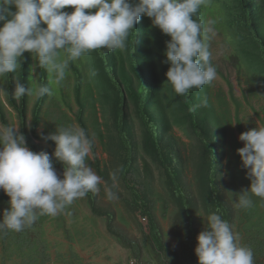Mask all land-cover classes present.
Segmentation results:
<instances>
[{"label":"trees","instance_id":"trees-1","mask_svg":"<svg viewBox=\"0 0 264 264\" xmlns=\"http://www.w3.org/2000/svg\"><path fill=\"white\" fill-rule=\"evenodd\" d=\"M65 11L72 12L74 9L68 8ZM193 18L202 20L206 24L208 21H214L213 32L223 38L224 45L228 52H231L228 56L225 54L222 61L226 60L237 71L242 93L244 90L249 92V85L245 80L248 73L252 76H257L258 71L264 74V0H206ZM43 26L46 27V25ZM209 37L211 63L216 68L217 76L225 83L228 92L216 90L212 82L205 85L208 87L205 89V97L210 102H214V99H220L222 96L224 100L222 107L226 109L227 116L232 118V113L238 116L237 112L242 110V105H237L235 111L234 108L232 109L231 105L237 101L233 86L212 60V47L215 43L211 33ZM170 39V36L163 34L158 27L152 25L150 18L142 16L135 25V29L130 31L125 50L109 51L107 48H102L90 52L80 60L70 63L66 81L69 83L70 78L74 80L72 96L77 111L73 118L77 126L85 130L92 143L93 160L86 161L90 162L106 186L112 187V180L108 174L101 171L100 162L95 156L97 149H95L94 141L96 139L90 135L86 117V113H90L91 120L95 121L96 127L102 130L104 123H101L98 117V108L102 106L106 124L113 128L119 146L122 148V154L119 155L121 160L119 168L122 169L119 172L120 181L143 217L142 220L148 224L151 244L157 251L170 255L171 264H179L178 255L163 245L149 204L140 195L141 191L133 180L135 177L130 175L128 167L137 161L136 150L141 153L145 170L148 169L150 172L151 166H154L163 173L174 199L184 212L189 234L196 246L198 234L194 229V210L197 207L192 196L186 194L181 180V170L186 166L198 170L195 180L200 196L197 198L203 201L208 213H217L230 226L231 213L225 200L229 189L226 183L229 182L232 185L233 179H236L238 175L236 180H239L240 174L235 175L236 171H232L235 157L228 154L227 132L221 125L214 124L215 121H224V119L216 113L213 117L205 115L203 107L199 106L203 88H193L187 95L178 96L171 86L166 84V73L170 65L165 63V52L166 44ZM21 59L22 68L15 73L0 76V90L3 89L5 103L16 112L20 127L19 134L25 136L30 150L46 151L52 157L53 168L64 173L66 166L59 167L63 163L54 160L52 154L56 147L55 143L51 140L45 142L41 136L55 133L56 128L62 127V124L65 127L73 124L71 115L64 112L65 109L73 111L69 84L61 86L63 102L56 96L45 95L36 98L28 127L30 97L25 95L17 100L12 93L16 82L23 83L26 87L30 86V69L37 62L31 53H25ZM244 65L247 66V72ZM36 75L35 83L48 84L46 70L37 68ZM255 92H258L260 96L262 94L259 88L255 89ZM5 103L0 95V124L12 127L6 115ZM52 116L55 118L53 119ZM56 117L61 122L56 121ZM257 121L260 127L264 126V111L258 112ZM42 126L44 131L38 134ZM239 128L238 136L246 132ZM176 130L188 141L178 137ZM221 130L224 133L222 141L219 136ZM99 136L102 137V131ZM233 137L236 150L242 148L244 143L238 140L236 135ZM34 141L43 143L47 147L37 148ZM189 147L195 155L191 153ZM129 157L132 158L129 159ZM180 165L183 167L181 168ZM238 168H241L242 174L247 172L240 166ZM228 169H230L229 174ZM250 184L251 181L248 179L249 187ZM91 196L85 197L94 208L95 198L92 193ZM9 200L10 197L0 190V203L9 205ZM107 218L109 223L114 220L112 215H107Z\"/></svg>","mask_w":264,"mask_h":264},{"label":"clouds","instance_id":"clouds-1","mask_svg":"<svg viewBox=\"0 0 264 264\" xmlns=\"http://www.w3.org/2000/svg\"><path fill=\"white\" fill-rule=\"evenodd\" d=\"M205 3L206 0H0V76L22 68L21 58L31 53L37 63L30 72L46 70L48 84L26 87L16 82L12 96L17 100L25 95L50 97L52 86L66 79L71 62L97 49L125 50L130 31L142 16H147L154 27L171 38L165 52V63L170 65L166 84L176 95H187L193 88L211 84L217 76L209 44L214 21L206 24L193 18ZM68 8L74 11H65ZM33 80L30 75L29 81ZM199 106L207 107V98ZM41 139L55 143L53 155L66 165L63 179L58 177L46 151L30 150L17 129L0 126V190L10 197L0 230L21 232L40 216H56L88 192L99 191L102 178L86 163L92 143L83 128L75 124L59 127ZM239 140L244 146L237 154L251 184L242 194H234L235 206L249 208L253 205L249 193L264 199V126L242 133ZM121 170L110 173L113 187ZM105 194L109 200L118 198L112 187H106ZM197 241L198 264H254L252 249L241 245L238 234L215 212L207 216V227Z\"/></svg>","mask_w":264,"mask_h":264},{"label":"rangeland","instance_id":"rangeland-1","mask_svg":"<svg viewBox=\"0 0 264 264\" xmlns=\"http://www.w3.org/2000/svg\"><path fill=\"white\" fill-rule=\"evenodd\" d=\"M211 37L213 43H215L212 47V60L232 84L234 96L238 101L231 105L232 109L234 108L235 111L237 105H242V110L237 112L238 116L232 113V118H229L226 109L222 107L224 100L220 96V99H214L215 103L210 102L207 98L208 106L203 107V111L209 117H213L216 113L224 119V121H215L214 124L221 125L227 132L228 154L235 157L232 171H236L235 175H237L236 173L240 174L239 180H236L237 175V178L233 179L232 185L225 180L229 188L226 192L228 197L225 196V200L231 213V229L235 234H238L241 245L252 249L254 264H264V199L249 193L253 201L252 207L238 208L235 206L237 197L234 194H242L243 190L250 189V187L248 186L246 172L242 174L240 172L241 168H238L240 166L245 171L241 158L237 154L238 149L236 150L233 137V135H236L239 140L237 134V131H240L239 127L244 131L255 128L253 125L255 126L256 123L260 127L257 114L264 111V74H260V71L257 72V76L248 73L245 80L249 85V92L244 90L242 93L237 71L226 60L222 61V57L225 54L228 56L231 52H228L222 37L215 32L211 33ZM244 68L247 72L246 65H244ZM254 70L256 69L254 68ZM31 75L34 80L30 82V86L37 81L36 71ZM67 77L68 74L66 79ZM66 79L61 85L52 86V97L56 96L61 102H63L61 92L63 84L64 86L69 84L70 94L73 95L74 80L70 78L69 83H67ZM1 82H3L2 79ZM213 82L216 90L220 89L226 93L228 92L225 83L219 76ZM258 88L262 93L261 96L258 92H255V89L258 90ZM205 89H208V87H203L201 100L206 98ZM0 95L5 103L3 89L0 90ZM35 100L36 97H30L27 116L28 127L31 123V112ZM71 105L73 111L65 109L64 112L71 115V119L74 121L73 124L77 125L73 118L77 111L73 96L71 97ZM102 108V106L98 108L99 120L104 123L102 130L96 127L95 121L91 120L90 113H86V117L90 135L96 139L94 141L95 149H97L95 156L100 162L101 171L110 177V173L118 169L121 164L119 155L122 154V148L119 146L113 128L106 124V116L103 111L104 108ZM5 110L10 125L20 132L16 112L6 103ZM52 118L54 119L55 116H52ZM55 120L61 122L58 117ZM62 127L65 126L62 124ZM43 131L44 126L41 127L38 134ZM101 131L102 137L99 136ZM175 133L184 141H188L177 130ZM219 136L222 141L224 139L222 130ZM34 145L37 148L47 147V145L37 141H34ZM189 149L193 153L190 147ZM127 152H129L128 148ZM136 154L137 161L131 163L128 167L130 175L135 177L133 180L142 193L140 195L149 204L153 218L158 225L163 245L178 255L179 264H198V257L195 254L197 246L189 234L187 219L179 203L174 199L163 173L154 166H151L150 172H148V169L145 170L141 153L136 150ZM131 158L129 157V159ZM54 160H56L55 157ZM87 160H93L91 152ZM86 163L98 175L90 162L86 161ZM65 166L64 164L59 165V167ZM180 167L182 168L183 165H180ZM54 170L58 177L63 179V172L57 171V169ZM229 171L230 169H228V174ZM181 173V180L186 194L192 196L197 207L194 210V229L199 235L207 227V216L210 213L205 208L203 201L197 198V196H200L198 194V184L195 180L198 170L186 166L185 169L181 170ZM130 179L132 181V178ZM238 182L239 186H237ZM106 187L108 186L102 181L98 192L90 191L87 193L90 196L92 193L95 198L94 208L90 206L88 198H78L58 215L40 216L32 226L26 227L21 232L8 229L0 230V264H171V256L157 251L151 244L148 224L143 222V217L133 204L128 192L124 189L119 173L115 187H113L112 181V190L116 193L117 199L109 200L106 197ZM9 207L10 205L0 203V221L3 220L4 210ZM107 215L113 216L112 223H109Z\"/></svg>","mask_w":264,"mask_h":264},{"label":"crops","instance_id":"crops-1","mask_svg":"<svg viewBox=\"0 0 264 264\" xmlns=\"http://www.w3.org/2000/svg\"><path fill=\"white\" fill-rule=\"evenodd\" d=\"M252 125H253V124H252ZM253 127H255V128L258 127V123H256L255 126L253 125ZM227 197H228V196H227Z\"/></svg>","mask_w":264,"mask_h":264},{"label":"built area","instance_id":"built-area-1","mask_svg":"<svg viewBox=\"0 0 264 264\" xmlns=\"http://www.w3.org/2000/svg\"><path fill=\"white\" fill-rule=\"evenodd\" d=\"M143 222H145V220H143Z\"/></svg>","mask_w":264,"mask_h":264}]
</instances>
